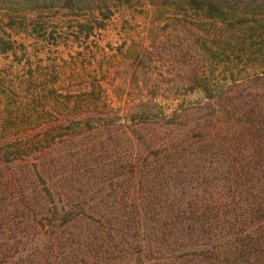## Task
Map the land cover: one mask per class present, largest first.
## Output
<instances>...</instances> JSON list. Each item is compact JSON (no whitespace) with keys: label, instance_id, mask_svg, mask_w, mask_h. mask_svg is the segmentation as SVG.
<instances>
[{"label":"rangeland","instance_id":"374dc122","mask_svg":"<svg viewBox=\"0 0 264 264\" xmlns=\"http://www.w3.org/2000/svg\"><path fill=\"white\" fill-rule=\"evenodd\" d=\"M189 2L128 0L119 5L111 0H0L1 23L8 18L1 14L3 11L23 15L30 26L25 33L28 36L24 35V39L21 36L18 42L29 48L33 44L34 35L29 36L32 30L42 34L52 31L59 40L64 36L68 41L72 22H82L95 30L86 39L87 69L74 64L80 59L69 58L80 48L71 41L66 48L60 45L52 48L58 49L61 57L58 54V58L47 57L51 60L36 57L31 60L41 61L36 64L42 68H65L59 76L65 83L56 82L58 78L53 77L55 92L64 93L71 87L77 94L84 90L81 84L88 81H82L84 78L92 80L86 85L91 93L84 90L89 97L81 98L84 107L79 108L88 116L105 119L100 128L78 129L73 122L67 123L75 110L51 113L45 107L33 106L40 99L22 97L16 91L14 98H0L3 130L0 148L12 145L7 150L0 149V198L8 192L15 198L24 193L37 202L29 208L17 209L14 203H11L14 209L10 205L5 207L11 212V220L0 226V241L15 244L6 252L10 264H153L149 253L142 256L147 249L163 256L183 251L189 254L188 262L195 256H206L212 259L201 264H219L216 257L219 238H212L213 224L208 226L210 202L218 193L222 194L218 190L228 177L225 170L222 172L223 168H229V164H223L225 145L231 138L227 130L235 129L234 139L242 121H255L259 125L250 127L245 123L248 127L237 133V138L243 135L249 140L245 147L235 146L240 152L235 157L250 162L257 174L261 171L258 163H264V108L259 105L246 114L244 111L248 107L245 102L251 98H264V61L253 57L250 64L249 59L238 55L237 46L228 49V57H222L217 31L221 21L217 19L216 25L203 21L184 7ZM225 2L249 3L254 10L264 12V0ZM224 24V31L238 28ZM32 25H36L34 29ZM261 35V39L257 35L249 42L264 47ZM204 41L209 43L206 45ZM210 46L211 56L204 53ZM45 47L41 45L42 49ZM30 50L25 53L31 54ZM2 59L0 66L4 63ZM225 61L227 65L222 64ZM69 77L74 81L71 84ZM205 87L210 97L222 94L223 105L232 100L235 110L223 111L218 114L219 119L213 118L212 111L205 106ZM217 87L220 90L214 92ZM63 113L71 116L66 115V121L60 124L58 119ZM125 114L131 115V120L125 122ZM145 119L156 122L147 126L149 131L158 130L164 136L149 138V145L133 147L131 154L146 177L140 184H134L140 171L122 173L118 128L122 123H145ZM141 133L139 130L136 134ZM198 135L218 144L219 154L204 155L205 147L198 143L199 139L196 141ZM18 144H30L24 149L31 156L17 153L14 147ZM175 146L183 150L172 156L170 147ZM196 147L201 148L194 150ZM35 149L40 152H33ZM198 157L203 158L204 164L195 162ZM250 163L246 169L254 171ZM121 173L124 177L121 183H127L120 188ZM40 175L58 184L59 197L55 195L52 200L36 193L28 179L35 181ZM7 179L10 183H6ZM251 182L260 188L264 186V178L258 175H253ZM233 196L217 198V206L237 214V222L227 230L229 240L248 239L242 230L247 227L244 225L249 199ZM0 207L4 208L3 202ZM171 218L186 220L183 236L187 238V246L181 237L176 238L177 223L171 224L174 229L171 231ZM194 220L202 223L200 229ZM157 224L162 229L159 226L156 234L151 233ZM250 229L257 230L254 225ZM162 234L170 235L167 241L162 240ZM175 240L182 242L183 249L177 247ZM207 240L213 243L209 250L204 242ZM191 242L197 246H190ZM248 262L254 263L255 257L248 256Z\"/></svg>","mask_w":264,"mask_h":264},{"label":"trees","instance_id":"16d2710c","mask_svg":"<svg viewBox=\"0 0 264 264\" xmlns=\"http://www.w3.org/2000/svg\"><path fill=\"white\" fill-rule=\"evenodd\" d=\"M113 3H118L119 5H124L128 2V0H111ZM187 2V0H185ZM190 2L184 6L186 9L195 12V15H198L200 18L203 19V21L206 22H214L215 25L218 23V21H221L220 24H218V32L220 34V46L221 49V56L222 57H228L230 55V52L228 49L232 46H237L236 52L238 55L242 58L246 57V59H249V62L253 57L262 59L264 61V47L260 46V44H256L255 42H249L253 37H258L261 39L262 35H264V12H259L254 10L249 3L242 2L241 4H230L229 2H225L224 0H189ZM192 5V6H191ZM93 10V9H92ZM254 10V11H253ZM2 15L7 16V20L3 23L2 20H0V59L3 60V65L0 66V98H8L12 96V98L15 97V91L17 93H21L22 97L27 96L32 99H40L36 104L33 106L36 108H46L45 111L56 113L57 111H65L66 109H72L75 110V113L72 114L74 117H68L67 123L73 122L78 129H82L86 127L87 129H93V128H100L102 124L105 123V119L100 116H88L85 112H82V108L84 107V104H82L83 97H89L87 93H91V90H88L86 88L87 83H90L92 80L89 78H84L82 81H87L85 83H82L84 90H87L86 93L84 90L82 92H78L76 94V89L69 87L66 89V91L63 92H55L54 90V81L53 77H57L56 82H64L60 80V75L64 73V67H60L58 70L56 69L58 66L55 67H48V68H42L38 66L43 59H50L47 57H53L54 55L57 56L59 54V57L62 56V53H57L58 49H52L53 47L58 48L57 46H64L65 48L68 47L70 44L69 41L76 43V45L79 44L78 49L74 51V54L70 55V59L72 60H79V62H75L74 64L79 66L81 69H87V55L86 50L88 49V45L86 44V39L90 36L91 32L95 34V30L88 28L86 24H83L80 22V24H76V22H72L71 25H69V30H72L71 40L68 41V39L64 38V36H61V39L59 40L58 37H56L55 33L49 32L48 34H42L41 32L30 31L29 36L34 35L33 37V44H29L31 47V50L29 47L25 45V43H18L21 36L24 39L26 35L25 33L30 27L29 25H26V20L22 16H13L10 13L4 14L3 11H1ZM10 15V16H8ZM1 17V16H0ZM218 19V21H217ZM227 25H238L237 29H232L230 31H224L225 24ZM33 24H37V21L32 22ZM74 23V24H73ZM85 23V22H84ZM26 25V26H25ZM36 25H32L31 27L34 29ZM52 28V27H51ZM36 30V29H35ZM53 30V28L51 29ZM25 35V36H24ZM60 37V36H59ZM74 37V39H73ZM84 42V43H83ZM205 42V41H204ZM206 45L209 42H205ZM41 45H44V49L41 48ZM255 45H257V48H255ZM64 48V49H65ZM211 46L208 49H204V53H209L211 56V52L209 51ZM31 51V54H26L25 51L27 50ZM50 50V51H49ZM57 50V51H52ZM49 51V52H48ZM29 56V57H27ZM209 55L207 58L210 57ZM38 58L41 61H32L31 58ZM44 57V58H42ZM58 58V56H57ZM53 59V58H52ZM62 59V58H61ZM211 62V58L209 60ZM38 65H37V64ZM68 63V62H67ZM227 61L223 62L222 64L227 65ZM251 64V62H250ZM72 67V66H71ZM74 72V69L71 71ZM69 84L73 83L74 81L71 80L69 77ZM68 84V85H69ZM80 88V85L78 86ZM205 87V106L212 111V117L219 119V113H222L223 111L225 113L232 112L235 110V107L233 104V101H228L227 105H223L224 100L222 99V94L214 97L208 96L209 90ZM220 89L218 87L216 88V91L218 92ZM81 98L82 101H81ZM11 99V98H10ZM48 101V102H47ZM247 104L246 110L244 113L246 114L251 110V108L256 109L259 107V105H263L264 108V98L260 100V98H251L250 101L245 102ZM49 105V106H48ZM86 105V104H85ZM79 106H81L79 108ZM50 109H47V108ZM9 113L12 111H8ZM7 112V114H8ZM62 113V112H61ZM41 114V113H40ZM66 115L69 116L70 114H64L60 119H58L59 123H63L66 121ZM71 116V115H70ZM260 116V113L256 115V117ZM125 122L131 120V115L125 114ZM177 118V116L175 117ZM239 122V121H238ZM135 124L128 125L127 123L120 124L119 132H120V169L123 171H130V172H139V179L134 184H140L142 181L145 180L146 177L142 176L143 170L141 166H139V163L137 162V159L135 156H133L132 151H134V148H138L141 146H145L148 143L149 138H155L159 136H164L163 132L158 130H152L149 131V124L156 123V122H149V119H145V123L143 122H134ZM252 127V125L258 124V122L255 121H242V126L239 129L238 132H243L248 126L246 124ZM262 124V122H260ZM87 125H91L89 128ZM259 125V124H258ZM146 127V128H145ZM249 127V128H250ZM198 128V127H197ZM200 129V128H198ZM139 130H141L143 133L136 134ZM227 130V132H230V140L229 144L226 143L225 145V151H224V162L223 164L227 165L229 164V168H223V171L227 173L228 177L224 179V185L220 187V190L222 194L218 193L214 197L213 201L210 202L212 205L211 208V215H210V221L208 223V226L213 224L214 232L211 233L212 238L218 237L219 243H218V249L216 250V257L218 258L219 264H252L248 262V256L255 257V262L253 264H264V186L262 188L259 187V184H254L251 182L253 175H258L259 177L264 178V163H258L259 167L261 169L260 173L257 174L255 170L252 168V164L245 159L240 160V157H235V154L240 152L236 151L235 146L238 144H241L245 147V144H247V141L249 140L248 137L245 136H239L237 138V133L235 134L234 139L232 138V133L235 131V129ZM249 130V129H248ZM247 131V130H246ZM3 132V130L0 128V134ZM151 133V134H150ZM209 136V135H208ZM199 139V140H198ZM198 140V143L202 144L205 147V150L203 154H212L213 156L218 155V149L217 151V145L212 142H208V140H205V137L198 135L196 137V141ZM239 140L240 142H236ZM207 141V142H206ZM30 144L27 145H21L18 144L14 148H17V153H20V155H26L31 156L26 152L24 147H28ZM7 150L8 148H12V145L3 146ZM133 148V150H132ZM171 148V154L172 156H177L178 151H182L183 147L181 146H175L174 148ZM201 147H196L194 150H198ZM235 149V150H234ZM33 152H40V150L35 149ZM234 153V155H233ZM14 155V154H13ZM242 155V153H241ZM127 158H130L129 160ZM240 160V161H239ZM195 162L203 163V158L198 157ZM212 163L213 161H209ZM227 163V164H226ZM250 163L251 164V170L246 169V165ZM204 164V163H203ZM120 174V188L121 186H125L127 181L123 184L121 183L122 180H124L123 174ZM28 182H33L32 185L35 189H37V194L41 195V197H46L49 199L54 200L55 195L59 197L61 195V190L57 191L58 184L56 182L50 181L47 178H43L42 175L38 176L36 180H30L28 179ZM133 181H130V183ZM6 183H10L9 179H7ZM31 185V183H30ZM128 187V186H127ZM127 187H122V189H126ZM235 194H238L240 198L249 199L250 202V209L246 212L247 214V224L244 226L245 229L242 231L245 232V236L248 237V239H242V240H232L230 241L229 238V231L228 228L231 226L232 223L237 222V214L234 215V212L225 210L221 208L220 206H217L218 199L224 196V198H233ZM45 198V201H46ZM229 201V200H227ZM0 202L4 203V208L0 207V226L5 225L8 223L11 219L10 215L11 212L7 211L5 209L6 206L10 205L11 208L14 209V206L17 209L20 208H29V206L36 205L37 202L34 200V198L30 195H25L24 193L15 198L13 197V193L8 192L4 194L0 198ZM123 202V198L120 199V203ZM11 203H14V206H12ZM196 205V204H194ZM193 205V206H194ZM208 209V210H209ZM200 215V213H198ZM158 216V214H157ZM157 220V217L154 221ZM189 220V219H187ZM186 220H174L170 219V229L173 231L172 223H177L179 225L178 231H176V238H182V240L185 241V246H187V238L183 236L184 233H186L187 224L185 223ZM196 223V227L199 229L202 226V223H199V221L194 220ZM182 225L180 226V224ZM218 225V226H217ZM254 225L257 230H254L251 232L250 227ZM160 224L154 225L152 229L150 230L151 233L156 234L158 232ZM189 227V226H188ZM195 227V226H194ZM162 229V226L161 228ZM211 229V228H210ZM222 232V233H220ZM205 233V231H203ZM163 241H167L168 237L170 235L168 234H162ZM173 236V235H171ZM175 237V236H173ZM193 240V239H191ZM195 240V239H194ZM212 241V239H211ZM205 246L208 247V250L210 247H212L213 243H210V240L204 241ZM177 247L183 249L182 242L176 241L174 242ZM15 244L12 242H9L7 240L0 241V264H10L9 259L10 256L6 254V252L14 247ZM190 246H197L195 242H191ZM37 250V249H36ZM207 250V252H208ZM206 252V253H207ZM150 254L151 259H153V264H201L203 261H207L208 258L206 256H195L193 257L191 261L188 262L186 260L187 256L189 255L186 252H180L178 254L169 253L167 256H163L161 253H157L156 250H152V252L146 250V254H142V256L146 257L147 254ZM195 254V253H194ZM193 254V255H194ZM150 258V257H149ZM207 258V259H206ZM215 260V259H214ZM217 261V260H216Z\"/></svg>","mask_w":264,"mask_h":264}]
</instances>
